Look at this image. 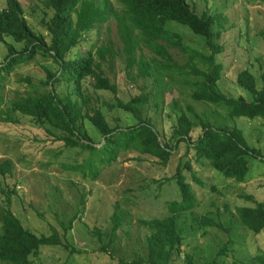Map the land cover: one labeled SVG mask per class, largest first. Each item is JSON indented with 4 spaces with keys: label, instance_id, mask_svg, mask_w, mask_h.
Segmentation results:
<instances>
[{
    "label": "rangeland",
    "instance_id": "rangeland-1",
    "mask_svg": "<svg viewBox=\"0 0 264 264\" xmlns=\"http://www.w3.org/2000/svg\"><path fill=\"white\" fill-rule=\"evenodd\" d=\"M18 1L29 26L49 43L44 21L49 20L52 9L44 0ZM109 1L120 10L118 0ZM186 1L199 15L219 14L226 19L220 36L215 38L223 46V51L215 55V60L223 67L216 86L227 96L251 100L250 92L238 85L236 77L239 71L246 69L254 75L257 86L262 85L264 0ZM4 6L5 0H0V9ZM166 28L181 35L183 49L158 40L170 53L173 66L178 67L179 72L175 68L171 71L155 68L153 59L161 57L144 46L136 49L137 62L128 69L114 16L87 31L80 43L66 54V58H73L91 49L97 61L95 49L101 45H108L115 53L101 61L103 74L117 87L115 93L94 88L91 76L82 78L78 91L72 81L55 83L56 93L68 94L79 103V133L84 132L89 137L91 146L66 145L58 140L66 134L64 131L12 107L13 101L50 88L42 81L47 71L56 72L58 65L47 53H37L32 60L15 65L3 80L0 162L9 159L12 166L9 173H0V219L8 195L10 210L25 228L37 235L56 231L61 240L70 245L68 248L44 245L39 254L32 257V264H146L134 262L147 254L146 236L150 229L143 221L172 214L169 203L180 200L179 189L172 178L177 167L189 183L195 205L173 213L183 242L171 264H184V254L201 264L216 256L227 242L229 249L220 257L228 264L250 263L254 255L264 252V229L254 233L241 226L236 213L238 206H252L254 201L264 199V119L230 116L226 108L192 99L189 83L199 76L185 73L191 70L190 64L195 63L199 68L203 65L197 58L189 61V52L184 47L203 54H208L209 50L204 39L187 25L167 20ZM4 41L18 50L23 47L22 42L10 36H4ZM6 53V44L0 42V61ZM140 57L149 63L147 74L140 70ZM138 94L147 97L141 109L158 133L159 141L171 149L169 160L162 165L150 154L121 148L116 158L107 164L105 148H94L100 147L104 138L86 115L99 110L111 127L124 129L137 120L132 113L116 107V99L128 101ZM181 112L196 122L198 119L209 121L214 128L236 126L242 131L248 147L254 150V155L246 156L248 171L243 182L225 177L206 159L196 161L184 141L174 146L171 132ZM2 117H9L10 121L1 120ZM200 132V125L193 127L190 141ZM186 161L190 167L185 166ZM75 164L77 166L71 167ZM247 195L251 198H246ZM116 207L123 220L113 229ZM70 219H73L71 228L64 233L63 225ZM230 224L235 226L225 231ZM0 264L9 263L0 260Z\"/></svg>",
    "mask_w": 264,
    "mask_h": 264
},
{
    "label": "trees",
    "instance_id": "trees-1",
    "mask_svg": "<svg viewBox=\"0 0 264 264\" xmlns=\"http://www.w3.org/2000/svg\"><path fill=\"white\" fill-rule=\"evenodd\" d=\"M45 5L52 9L49 20L44 21L45 29L50 35L49 43L42 34L35 32L23 16L22 6L18 0H5V6L0 9V42L7 46V53L0 61V88L7 75L14 66L32 60L37 53H47L52 61L58 65L56 72L47 71L46 79L42 84L50 88L35 96H26L19 101H13L12 107L34 116L39 121H47L64 131L66 134L59 136L66 145L87 147L89 137L79 133L78 117L81 112L79 103L70 95H60L55 92V83L60 81L74 82L75 90H79L80 81L85 76L94 79L93 86L96 89L117 91L114 83L103 74L101 61L115 55L108 45H101L95 49V59L90 49L85 55L66 58V54L82 40L83 35L97 24L108 21L110 16L116 19V27L119 39L122 43V51L126 56L127 68H131L137 61L135 51L139 46H144L160 56L161 59H153L155 68L171 71L174 61L168 50L158 41L166 40L183 49L181 35L166 28L167 20H175L187 25L193 33L204 39V44L209 50L208 54L196 50L189 51V61L197 58L203 68L195 63L187 75H198L199 78L190 81L191 98L203 101L217 107L227 109L230 116H245L248 118L260 117L264 119V73L261 75L262 85L257 86L253 74L244 69L238 72L236 80L238 85L248 90L252 96L246 100L242 96L232 97L220 92L216 82L222 73V64L215 60V55L223 51V46L215 38H218L223 29L225 18L219 14L199 15L187 3L186 0H118L120 10H116L109 0H44ZM44 20V19H43ZM214 27H218L215 31ZM4 36H10L16 42H22L23 47L16 49L13 45L4 41ZM140 70L147 74L149 63L140 57ZM171 76V74H169ZM147 97L138 94L128 101L116 99L115 106L132 113L137 122L124 129L111 127L99 110H92L86 117L101 133L104 142L96 150L106 153L105 163H111L119 149L134 148L140 153L157 157L162 165H166L171 155V149L166 143H161L158 133L154 131L151 123L146 119L145 112L141 109L146 103ZM1 102V96H0ZM188 111H192L188 107ZM1 120L10 121L9 117ZM201 126V132L194 141H190V133L195 126ZM171 138L176 146L184 141L187 150L193 151L195 160L206 159L213 167L225 177L243 182L248 171L247 155H254L253 148L248 147L242 131L236 127L214 128L209 121L198 119V122L181 112L171 132ZM83 140V141H82ZM11 162L5 159L0 162V173L11 171ZM77 166L71 165V167ZM190 167L189 161L185 162ZM171 178V177H170ZM180 192L179 201H171L169 204L172 214L162 218L144 220L143 224L150 229L146 236L147 254L134 262L146 264H171L173 257L178 253L183 242L180 234L176 211L188 210L195 205L193 192L189 183L179 167L172 176ZM168 179V178H166ZM248 199L251 198L247 195ZM6 206L1 214L0 228V260L9 264H32L44 245H62L68 248L67 241L61 240L58 233L53 231L49 235H37L25 228L20 219L10 210L9 196L5 197ZM118 207L112 216L114 227L120 224L123 216ZM236 213L241 226L259 233L264 229V199L254 201L252 206L242 205L236 208ZM74 219V218H73ZM63 225L64 233L71 228L72 220ZM234 224L225 228L229 231ZM228 243H224L216 252V256L201 264H228L221 258L229 249ZM72 250V249H71ZM33 257V258H32ZM184 264H196L194 258L184 254ZM264 264V252L253 256L250 263Z\"/></svg>",
    "mask_w": 264,
    "mask_h": 264
}]
</instances>
